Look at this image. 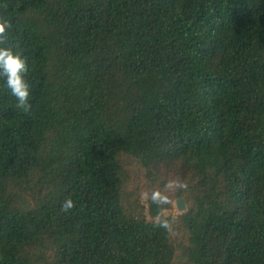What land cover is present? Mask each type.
<instances>
[{"label": "trees", "instance_id": "obj_1", "mask_svg": "<svg viewBox=\"0 0 264 264\" xmlns=\"http://www.w3.org/2000/svg\"><path fill=\"white\" fill-rule=\"evenodd\" d=\"M4 19L32 108L0 86V264H264V0H0Z\"/></svg>", "mask_w": 264, "mask_h": 264}, {"label": "clouds", "instance_id": "obj_2", "mask_svg": "<svg viewBox=\"0 0 264 264\" xmlns=\"http://www.w3.org/2000/svg\"><path fill=\"white\" fill-rule=\"evenodd\" d=\"M9 28L8 20H0V86L15 98V107L27 113L32 108L29 100L30 85L26 79L29 67L26 58L7 43ZM152 200L165 201V198L159 193H153ZM60 207L62 211H68L73 207V201L65 199ZM161 227H167V222L162 221Z\"/></svg>", "mask_w": 264, "mask_h": 264}, {"label": "water", "instance_id": "obj_3", "mask_svg": "<svg viewBox=\"0 0 264 264\" xmlns=\"http://www.w3.org/2000/svg\"><path fill=\"white\" fill-rule=\"evenodd\" d=\"M175 206H176V209L179 212H183L186 209V204H185V201H184V199L182 197H177L176 198Z\"/></svg>", "mask_w": 264, "mask_h": 264}, {"label": "rangeland", "instance_id": "obj_4", "mask_svg": "<svg viewBox=\"0 0 264 264\" xmlns=\"http://www.w3.org/2000/svg\"><path fill=\"white\" fill-rule=\"evenodd\" d=\"M177 198V197H176ZM176 200V199H175ZM175 200L172 202V207L165 210V214H170V215H177L179 214L180 212L176 209V206H175ZM186 204V203H185Z\"/></svg>", "mask_w": 264, "mask_h": 264}]
</instances>
